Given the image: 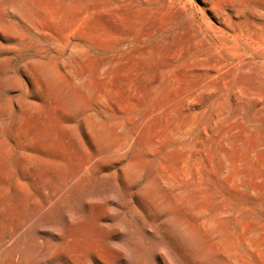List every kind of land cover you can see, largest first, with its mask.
Returning a JSON list of instances; mask_svg holds the SVG:
<instances>
[{"label":"rangeland","instance_id":"obj_1","mask_svg":"<svg viewBox=\"0 0 264 264\" xmlns=\"http://www.w3.org/2000/svg\"><path fill=\"white\" fill-rule=\"evenodd\" d=\"M259 34L264 0H0V264H264Z\"/></svg>","mask_w":264,"mask_h":264},{"label":"bare ground","instance_id":"obj_2","mask_svg":"<svg viewBox=\"0 0 264 264\" xmlns=\"http://www.w3.org/2000/svg\"><path fill=\"white\" fill-rule=\"evenodd\" d=\"M257 42L259 44H261L262 46H264V34H259L258 38H257ZM90 242V241H89ZM91 246V245H90Z\"/></svg>","mask_w":264,"mask_h":264}]
</instances>
